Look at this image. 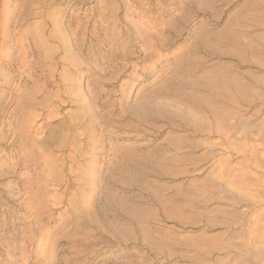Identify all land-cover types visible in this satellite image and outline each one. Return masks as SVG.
I'll return each mask as SVG.
<instances>
[{"label":"rangeland","instance_id":"rangeland-1","mask_svg":"<svg viewBox=\"0 0 264 264\" xmlns=\"http://www.w3.org/2000/svg\"><path fill=\"white\" fill-rule=\"evenodd\" d=\"M0 264H264V0H0Z\"/></svg>","mask_w":264,"mask_h":264}]
</instances>
